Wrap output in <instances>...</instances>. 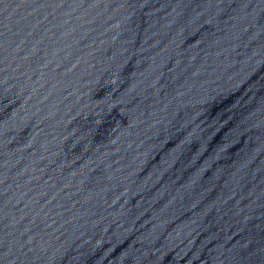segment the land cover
<instances>
[{"label": "water", "instance_id": "obj_1", "mask_svg": "<svg viewBox=\"0 0 264 264\" xmlns=\"http://www.w3.org/2000/svg\"><path fill=\"white\" fill-rule=\"evenodd\" d=\"M0 264H264V0H0Z\"/></svg>", "mask_w": 264, "mask_h": 264}]
</instances>
